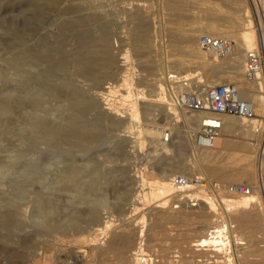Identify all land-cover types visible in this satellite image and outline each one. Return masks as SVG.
<instances>
[{
	"label": "bare ground",
	"instance_id": "6f19581e",
	"mask_svg": "<svg viewBox=\"0 0 264 264\" xmlns=\"http://www.w3.org/2000/svg\"><path fill=\"white\" fill-rule=\"evenodd\" d=\"M98 1L101 3V0ZM98 1L28 0L29 10L27 8L26 11L30 12L25 11L28 14L26 18L23 16L19 21L16 19L18 23L13 39L16 54L14 53L13 62L10 60L9 63L14 66L15 73L11 75V70V74L7 75L0 66V76L8 82H14L12 86L6 85L4 91H17V96L14 102L1 103L0 112L5 115L12 114L15 110L19 112L13 117L20 115L23 124L29 126L28 134L26 132L24 135L22 130L26 141L41 138L46 141L45 144L49 142L53 147L58 143V147H62V144L76 147L83 141L100 139L104 133L100 120L106 119L104 124H107V128L120 132L116 135L119 147L122 144L118 140L123 143L125 141L130 146L129 152L138 155L147 143L146 138H149L154 143V152L143 157L144 160L150 156L142 169L140 167L135 170L132 177L135 176L134 183L137 186L131 187L130 191L126 187L128 185L122 186L124 191H120L119 201L115 202L117 214L108 207L110 203L103 192L99 191L90 199L92 207L89 209L88 220L86 219L89 221L87 228L82 225L86 213L75 209L70 214L68 212L69 215L60 217L57 216L58 205L53 204V195L56 197V192L67 191V181L79 180L77 171L80 167L82 169L83 164L77 165L76 162L77 166L73 163V166L68 167L64 160H60L58 163L62 165L59 164L54 172L44 171L45 174L41 170L37 171L35 164L26 166L24 172H28L31 178L24 174L26 178L18 181L22 185L29 183L31 186L36 178H41L45 180L43 183L40 179L44 189L33 190L32 184L29 193L25 194L30 205H24L25 207H20L17 203L22 192L15 188L17 192L7 193L8 189L0 190V202L5 200L0 206V219H4L3 222L7 225L15 223L11 233L0 234V253H7L8 264H29L30 260L25 257L35 259L37 263L45 255V251L60 250L59 242L65 240L69 230L75 229L78 232L76 231L77 234L72 239L73 245L69 252L77 260L85 251L80 245L82 240L95 246L104 243L101 242V237H106L111 248L119 246L127 237H133L136 245L131 253L127 250L130 253L128 264H160L161 259L153 257L156 250L159 253L161 250L165 251L162 260L164 264H264V240L250 239V234H245L253 231L254 222L259 229L264 230V195L256 189L248 194H238L219 192L211 188L209 192L200 194L198 206L182 209L170 207L179 191L198 193L187 188H178L172 179L177 174H201L223 184L238 181L256 183L257 147L252 140L260 136L264 125V77L250 82L245 78L244 71L247 53L257 48L260 41H264V0H196L200 4L197 10H193V0H157L158 8L161 11L166 10L164 14H168L161 18L158 25L157 21L152 23L144 15L146 8L151 6L150 0H123L122 10L129 16L124 26L126 43L122 36L112 41L113 29L109 30V19L103 21L101 18L107 12L106 8L103 12L100 8L104 4L99 5ZM110 2L112 1L109 0L107 5ZM201 12L205 16H200ZM200 32L234 40V52L219 58L214 53L203 50L197 41ZM166 35L175 37L166 39ZM127 43L131 44V49L125 48ZM153 50L156 52L154 56L151 54ZM61 73L67 77L59 81L57 77ZM223 82H233L240 95L254 103L255 114L251 117L222 115L223 126L216 138L215 147L197 148L191 138V131L198 127L199 117L176 106L174 95L196 86L204 88L206 85ZM36 91H50L55 97L63 95L68 101H72L74 111L67 116L49 117L42 108L43 96L39 98L37 95L41 93L37 92L36 95ZM71 103L68 105L71 106ZM97 108L99 111L93 114H96L93 119L83 118V111H94ZM161 118L166 119L172 129V138L168 143L163 141L166 123H160ZM234 135L237 138L232 137ZM115 147L118 152L119 149L122 150L118 145ZM261 147H264V136ZM9 157L7 162H12V154ZM153 158L155 160H151ZM24 162L27 163L22 160L19 163ZM3 164L7 169L14 165L10 162ZM123 165L125 167L127 163ZM7 169L5 170H10ZM13 172L12 170L10 174H14ZM29 180H32L31 184ZM16 181L14 182L19 186H15L20 187ZM79 185L71 190L75 189V193L82 197L85 193L79 191V187L83 184ZM1 194L7 195L2 197ZM148 211H153L158 215L157 219L165 223L187 224L185 233H182L184 238L180 234L185 242L175 244L173 236L172 240L171 234L166 233L172 244L165 243L163 239L164 243L162 240V244L158 241L159 247L153 253L147 250L143 226ZM140 223L143 225L136 230L135 226ZM30 226L34 228L30 229ZM214 228L216 233L210 236L209 231ZM158 231L153 234H158ZM178 237L177 240L180 239ZM54 243L57 246H53ZM255 248L262 250V254L255 258L257 261L250 262L254 259L250 251ZM177 251L180 252L179 255L173 253ZM128 252L124 253L127 255ZM167 253H171V256H167ZM56 261L55 264H65L63 259Z\"/></svg>",
	"mask_w": 264,
	"mask_h": 264
},
{
	"label": "rangeland",
	"instance_id": "374dc122",
	"mask_svg": "<svg viewBox=\"0 0 264 264\" xmlns=\"http://www.w3.org/2000/svg\"><path fill=\"white\" fill-rule=\"evenodd\" d=\"M98 1V0H97ZM105 1V2H104ZM112 2H110L108 5L107 3L109 2V0H101V3L100 1H98V4L99 5H102L104 4L103 6H101V10H103V12H105V14H102L101 15V18L103 21H105V19H109V30L113 29L112 32H113V36H112V41H115V39L118 38V36H122L123 39H125L124 43H126L127 39L125 37L126 35V27L125 24L127 23V19L129 18V16L127 15V13L125 11L122 10V5H123V0H110ZM194 3L192 5V7L194 6L193 10H197V7L200 5L199 3H196V0H193ZM249 1V0H248ZM151 2V8L148 7L146 8L147 10L144 11V15H145V18L147 17L148 20H151L152 23L153 21H157V25L159 24L158 22L161 20V18L165 17L167 11L164 10V11H161L159 8H158V1L157 0H150ZM201 2V1H200ZM28 0H0V66L3 67L4 69V72L8 75V74H11L13 75V73H15V68L12 64H9L11 62H13L14 58H15V43L13 44V42H15V40L13 41L14 36V32H15V29H16V25H17V21L16 19H18V21L20 20V18H22L23 16H26L29 13L30 11L29 8H28ZM117 6H116V4ZM153 3V4H152ZM199 4V5H198ZM112 7H111V6ZM115 5V6H113ZM108 6V7H107ZM110 6V7H109ZM28 8V10L26 11V9ZM106 8V10H105ZM157 8V9H156ZM109 12H108V10ZM150 9V10H149ZM20 12H19V11ZM105 10V11H104ZM121 10V11H120ZM26 11V12H25ZM166 11V12H165ZM25 12V14H23ZM112 12V13H111ZM114 12V13H113ZM149 12V13H148ZM146 13V14H145ZM160 13V14H159ZM163 14V15H162ZM105 15V17L103 16ZM110 15V16H109ZM209 15V14H208ZM168 16V14L166 15ZM200 16H205L204 14L202 15V12L200 13ZM207 16V15H206ZM18 17V18H17ZM128 17V18H127ZM158 17V18H157ZM127 18V19H126ZM154 18V19H153ZM127 20V21H126ZM126 21V22H124ZM16 23V24H15ZM123 25V26H122ZM112 27V28H111ZM117 29V30H116ZM115 30V31H114ZM116 32V33H115ZM119 32V33H118ZM202 33V32H200ZM124 35V36H123ZM173 38L175 36L173 35H166V39L168 38ZM115 38V39H114ZM12 39V40H11ZM183 44V43H182ZM13 45V46H12ZM129 47L130 49L132 48L131 44L130 43H127L125 45V48ZM168 49V48H167ZM158 51L161 52V49L158 48ZM177 50H175L176 52ZM154 52V53H153ZM158 52V53H159ZM181 52V51H180ZM15 53V54H14ZM155 51L153 50L152 51V56L155 55ZM14 54V55H13ZM6 58V59H5ZM220 58V57H219ZM13 59V60H12ZM11 60V62H10ZM3 61V62H2ZM5 67V68H4ZM7 68V69H6ZM12 68V69H11ZM9 70V71H8ZM12 70V72H11ZM11 72V73H9ZM64 77H67V75L65 76L63 73H61L59 75V77H57V79L60 81L61 78H64ZM57 80V81H58ZM7 82V83H6ZM12 83V84H11ZM14 84L13 81H7L6 79H4L3 76H0V110H1V106L3 103H5V101L7 102H14L15 99H16V96H17V91H4V88L6 87V85L8 86H12ZM3 87V89H2ZM37 92L41 93V97L39 95H37ZM47 92V93H46ZM50 91H36V95L39 97V98H42V108L45 109V112H47L46 114H48L49 117L53 118V117H61L60 115H69L70 112H73V108H72V101H68V99H66V97H64L63 95L60 96H53L52 94L49 93ZM49 93V94H48ZM12 94V95H11ZM43 94V95H42ZM47 95V96H46ZM51 96V97H49ZM54 99H53V97ZM47 97V98H46ZM3 99V100H2ZM9 99V100H8ZM52 99V100H51ZM60 99V100H59ZM2 103V104H1ZM46 103V104H45ZM67 103V104H66ZM71 103V106L68 105ZM46 106H45V105ZM48 104V105H47ZM51 106V107H50ZM47 107V108H46ZM74 107V106H73ZM52 110V111H51ZM17 110L14 111V113L12 114H2V112H0V186L2 185L1 183L5 184V188H2L4 186H1L0 187V190H7V193L8 192H14V191H18V192H22V193H18L20 198H18L17 200V203H19V206L20 207H25L26 205H30V202H28V199H27V195L25 194H28V190L31 188L32 184V188L31 189H35V190H40L41 188H43L44 184H42L43 180L44 179H41V178H36L35 181H33V183L29 180L30 185H28L29 183H27L26 185L28 186V188L26 189L23 183V185L20 183V181H22L23 179L26 178V176L28 178H31L30 176H28V172H24V169L26 168V166H29L31 164H35V166L37 167V171H40L42 172L43 174H45L44 171H46V173L48 172H54L61 164V163H58L60 160H64L68 167L70 166H77V165H81L83 164V167L81 169H78V174L80 176L79 180L78 181H67V184H66V188H67V191H65L64 193L63 192H56L55 195L56 197L53 195V204L54 205H58V211H57V216H60V217H64L63 215H69L70 213L74 212L75 211H78L80 213L83 212L86 213V215H84V221L86 222H83L82 225H84V228H87L88 225H89V221L87 222V218L89 216V213H90V208L92 207L91 205V201L90 199L94 198L98 193L99 191L100 192H103L105 195H106V199H108L107 201L110 203L108 205V207L110 208V210H114L115 211V214L118 213V211H116V207H115V202H118L119 201V196L121 192L124 191V187L122 186H126L127 189H129V191L131 190V187H135L137 186V183H134L135 182V176L134 178L132 177L133 174H135V170L139 169H142L144 167V163L148 160V158H150V156L146 159L143 160V157L145 158L149 152H154V143H152L151 141H149V138H146V145L144 146L143 150L142 151H139L138 155L136 153H133V152H129V149H130V146L129 144L127 145V143L124 141V143L122 141H119L118 142L120 143V145L122 144V146H120L122 148V150L120 151L119 149V152L117 151L116 149V145H118L119 147V144H117V134L120 133L118 130H110L111 128H107V124H104L105 120L106 119H101L100 120V124L102 126V130H103V134L101 136L100 139L96 140V141H92V142H88V141H83L81 142L80 144H78V146L76 147H72V145L70 144H62L60 146L62 147H58L59 143L57 145H53L50 144L49 145V142L47 144L46 141L42 140L41 138H36L35 140L33 139L32 140H29L26 141L25 138H24V135H26V132L27 134L29 133V126H25V124H23V121L21 120L22 118H19L20 115H17V116H14L13 115H16V114H19V112L17 113L16 112ZM51 111V112H50ZM68 111V113L66 112ZM83 111V118L84 119H89L91 120V118L93 119L95 115H93L94 113H96V111H99V108H97L96 110H89V111ZM44 112V111H43ZM54 112V113H53ZM62 112V114L60 113ZM91 112V114H90ZM66 113V114H65ZM54 114V115H53ZM4 115V116H3ZM12 115V116H11ZM87 115V116H86ZM62 116V117H64ZM13 117V118H12ZM16 117V118H15ZM18 117V118H17ZM12 118V119H11ZM15 118V119H14ZM19 121H18V120ZM2 120V121H1ZM4 121V122H3ZM18 121V122H17ZM22 123H21V122ZM107 121V120H106ZM3 122V123H2ZM160 123H166V126H165V129L167 127H171L169 123H167V120L164 119V118H161L159 120ZM5 123V125H4ZM22 125H21V124ZM106 123V122H105ZM6 124H9L8 126ZM12 126H11V125ZM264 124V123H263ZM2 126V127H1ZM26 128H24V127ZM105 126V127H104ZM28 128V129H27ZM6 129V130H5ZM27 129V130H25ZM25 133H23L22 132ZM114 131V132H113ZM118 132V133H117ZM13 133V134H12ZM115 133V134H114ZM261 134H259L260 136H257V139H254L252 140L254 142V145L255 147H257V151H256V164H257V159L259 157V154H260V151H261V145L263 144V136H264V125L262 127V130L260 132ZM22 134H24L22 136ZM19 136V137H18ZM221 136V135H220ZM234 138H237L236 135L232 136ZM14 138V139H13ZM17 138H19L18 141ZM23 142H22V140ZM39 139V140H38ZM262 139V140H261ZM25 140V142H24ZM37 140V142H36ZM42 140V141H41ZM111 141V142H110ZM29 142V143H28ZM35 142V143H33ZM41 142V143H40ZM21 143H24L23 145ZM37 143V144H36ZM115 143V144H113ZM31 144V145H30ZM19 145H20V148H19ZM80 145V146H79ZM27 146V147H26ZM57 148H56V147ZM68 146H71V147H68ZM113 146V147H112ZM18 147V148H17ZM34 147V148H33ZM43 147V148H42ZM52 147V148H51ZM80 147V148H79ZM119 147V148H120ZM125 147V148H124ZM21 148H24V149H21ZM30 148V149H29ZM41 149L39 151V149ZM70 148H72L71 150H69ZM149 148V149H148ZM16 152H14L15 150ZM26 149V150H25ZM38 149V150H37ZM68 149V150H67ZM75 149V151L73 150ZM43 150V151H42ZM46 150V151H45ZM58 150V151H57ZM13 151V152H12ZM36 151H39V152H43L45 151V153H37ZM57 151V152H56ZM114 152V153H113ZM16 155H15V154ZM23 155H22V154ZM65 153V154H64ZM132 153V154H131ZM9 154V155H8ZM12 154L13 157L12 158V162L9 161L10 160V155ZM39 154V155H38ZM134 154V155H133ZM146 154V155H145ZM27 155V156H26ZM46 155V156H45ZM63 155V156H62ZM122 155V156H121ZM137 155V156H136ZM18 156V157H16ZM48 156V157H47ZM131 156V157H130ZM134 156V157H133ZM23 157V158H22ZM25 157V159H24ZM39 157V158H38ZM41 157V158H40ZM7 158L9 159L8 161L14 165H11L8 167V169H10L9 171H6L5 169L6 166H4L3 163H9L7 162ZM59 158V159H58ZM126 158V159H125ZM20 159V160H19ZM27 159V160H26ZM30 161H29V160ZM31 159H32V162H31ZM48 159V160H46ZM51 161H50V160ZM4 160L6 162H4ZM14 160V161H13ZM17 160H19V162L22 161H26L27 163L25 164H22V163H19ZM151 160H155V158L151 159ZM17 161V162H16ZM122 161V162H121ZM3 162V163H2ZM29 162V163H28ZM76 162H77V165H76ZM134 162V163H133ZM137 162V163H136ZM18 163V164H17ZM52 163V164H51ZM74 163V164H73ZM125 167H123L124 165L123 164H126ZM143 163V164H142ZM2 164V165H1ZM28 164V165H27ZM58 164V165H57ZM84 164L86 165L84 167ZM136 164V165H135ZM18 165V166H16ZM21 165V166H19ZM24 167H23V166ZM62 165V164H61ZM42 168H40V167ZM136 166V167H135ZM143 166V167H142ZM150 166V165H149ZM18 167V168H17ZM121 167V168H120ZM3 168V169H2ZM40 168V169H39ZM125 170H123V169ZM135 168V169H134ZM7 169V170H8ZM23 169V171H22ZM12 170L14 171L13 173L14 174H10L12 172ZM15 170H16V173H15ZM43 170V171H42ZM155 170L158 172L159 169L155 168ZM6 174H3L5 173ZM24 172V173H23ZM137 172V171H136ZM23 173V174H22ZM3 174V175H2ZM9 176H8V175ZM24 174L26 176H24ZM6 175V176H5ZM12 175V176H11ZM14 175V176H13ZM111 176V177H110ZM6 177V179H4ZM24 177V178H23ZM15 179L20 180L18 181V183L20 184V187H17L19 185H17L14 181H16ZM33 179V178H32ZM41 179V181H40ZM34 180V179H33ZM49 180V179H48ZM133 180V181H132ZM16 181V182H17ZM14 182V183H13ZM40 182V183H39ZM45 182V180H44ZM43 182V183H44ZM47 182V181H46ZM78 182V183H77ZM120 182V183H119ZM130 182V183H129ZM238 182H245V181H238ZM7 183V184H6ZM13 183V184H12ZM81 183V184H80ZM122 183V184H121ZM126 183V184H124ZM134 183V184H133ZM229 183H232V182H229ZM248 183V182H247ZM40 186H38V185ZM76 184V185H75ZM80 184V185H79ZM83 184V186H82ZM85 184V185H84ZM94 187H92L91 185ZM224 184H228L227 183H224ZM8 185V186H7ZM17 185V186H15ZM37 187H36V186ZM75 185V186H74ZM79 185V186H82L81 188L79 187V191L85 193L84 196L80 197L79 195H77L75 192V189L74 190H71V188L75 187ZM91 187H89V186ZM26 186V187H27ZM30 186V187H29ZM72 186V187H71ZM12 187V188H11ZM35 187V188H34ZM40 187V188H39ZM99 187V188H98ZM121 187V188H120ZM14 188L16 190H14ZM19 188V189H17ZM91 188V189H90ZM93 188V189H92ZM13 189V190H12ZM78 189V188H77ZM82 189V190H80ZM84 189V190H83ZM123 190V191H122ZM126 190V188H125ZM16 191V192H17ZM121 191V192H120ZM133 191V190H132ZM131 191V193H133ZM3 195V194H1ZM5 195V194H4ZM2 196V197H5V196ZM76 195V196H75ZM119 195V196H118ZM78 196V197H77ZM66 197V198H65ZM81 199H80V198ZM26 198V199H25ZM78 198V199H77ZM89 198V199H88ZM133 198V197H132ZM73 199V200H72ZM80 199V201H78ZM118 200V201H116ZM21 201V202H19ZM23 201V202H22ZM29 203H27V202ZM113 201V202H112ZM3 203H5V200H2ZM0 202V206H1V203ZM27 203V204H26ZM84 203V205H83ZM114 203V204H113ZM73 204V205H72ZM25 205V206H24ZM263 214H264V201H263ZM72 207V208H71ZM172 207V205L170 206ZM70 208V210H69ZM173 208V207H172ZM188 208V207H187ZM67 209V211L65 210ZM79 209V210H78ZM182 209V208H181ZM84 210V211H83ZM102 211H105V210H102ZM251 211V210H249ZM69 212V214H68ZM248 212V211H247ZM60 213V214H58ZM153 214V215H152ZM0 218H2L0 216ZM158 218V215L153 213V211H148L147 212V215H146V222L144 223V226L143 228L145 229V233H146V236L144 237L145 238V242H146V247H147V250L149 249L150 252L153 253L154 249L159 247V244L157 243H160L161 240L162 242L164 243H168V244H172V236L173 238L175 239L173 242L176 244V242H185L184 240L185 239H182V237L184 238V231L187 229L186 225L185 224H181V223H177V222H173V223H165L163 221H160L157 219ZM87 219V220H86ZM4 219H0V234H3V233H11V230L14 229V222H12L10 225V223H8V225L6 223L3 222ZM258 222V221H257ZM261 222V221H260ZM264 222V221H263ZM14 223V224H13ZM256 223V222H254ZM252 225V230L253 231H248L246 232L245 234L246 235H249L250 239H261V240H264V235L262 236L264 230L261 228L259 229L258 226H257V223ZM141 224V223H140ZM137 225L135 226L136 230L139 229L140 226H142L143 224L141 225ZM259 225V224H258ZM132 227H134L133 225H131ZM7 227V228H6ZM168 227V228H167ZM31 228H34V226H30V229ZM258 230H257V229ZM159 230L158 234L154 235L153 233L154 232H157V230ZM171 229V230H170ZM2 230V231H1ZM5 230V231H4ZM10 230V232H9ZM169 230V232H168ZM76 231L78 232V230H75V229H72V230H69L68 234H66V238H65V242H59L61 244L60 246V250H50V251H45L44 252V256L40 259H38L37 263H36V260L35 259H32L31 257L27 258L25 257V259H29L30 263L29 264H54L57 262L56 260L60 259L65 262V264H96L99 259H102L100 261H98L97 264H128V262L130 260L129 257H130V253H131V249L135 247V241H133V237H127V239L122 242L124 243V245L122 243L119 244V246H115V247H118V248H115V247H109L108 245V238L104 237L102 238L101 237V242L103 241L104 243H101V244H97V245H92L84 240H82V242L80 241V245L82 246L81 248L83 250H85L82 255L79 257V259L77 260L73 255L70 254L69 252V249L72 247L73 245V242H72V239L74 237L76 233ZM163 231V232H162ZM166 231V232H165ZM257 233H256V232ZM262 231V232H261ZM172 232H173V235H172ZM166 233L168 235L171 234L170 239L169 236H166ZM176 233H177V236L180 237V234H182L180 237V241L176 239ZM253 233V234H251ZM258 236H257V235ZM256 235V236H255ZM175 236V237H174ZM253 236V237H252ZM147 237V239H146ZM166 237V238H164ZM178 237V238H179ZM248 238V236H246ZM132 239V240H131ZM152 239V240H151ZM163 239H165L163 241ZM249 239V238H248ZM84 241V242H83ZM160 241V242H158ZM168 241V242H167ZM156 242V243H155ZM162 242L160 244H162ZM71 245H70V244ZM88 243V244H87ZM132 245H131V244ZM177 243V244H178ZM55 244V245H54ZM53 246H57L56 243H54ZM67 244V245H66ZM104 244V245H103ZM155 244H157V246H154ZM185 244V243H184ZM100 245V246H99ZM121 245V246H120ZM125 245H128V246H125ZM179 245V244H178ZM63 246V247H62ZM87 246V247H86ZM102 246V247H101ZM107 246V247H105ZM132 246V247H131ZM96 247V249L94 248ZM131 247V248H129ZM179 247V246H177ZM177 247H175L177 249ZM68 248V249H67ZM99 248V249H98ZM101 248V249H100ZM104 248V250H102ZM108 248V249H106ZM126 248V249H125ZM66 249V250H65ZM94 249V250H93ZM121 249V250H120ZM174 249V248H172ZM91 250V251H90ZM107 250V251H106ZM110 250V251H109ZM115 250V251H114ZM120 250V252H119ZM125 250V251H124ZM130 252H128V251ZM260 249H253L251 250V256L254 258L253 260H251L250 262H255L257 261L255 258H257L258 256H260L262 254V250ZM99 251V252H97ZM122 251V252H121ZM160 251V250H159ZM56 252V253H55ZM93 252V253H92ZM124 252H128L127 255L126 253ZM55 253V254H54ZM90 253V254H89ZM92 253V254H91ZM95 253V254H94ZM98 253V254H97ZM125 256H123V254ZM161 253V254H160ZM158 252V250H156V252H154L153 254V257L157 258L158 259H161V262H159L160 264H164L162 263V260L164 259V252ZM172 253V252H171ZM171 253L168 254L167 253V256L170 255L171 256ZM174 254H179L180 252L177 251V252H173ZM6 252L4 251H1L0 253V258H1V262L2 264L7 263V259H6ZM46 254H47V257H46ZM120 254V255H118ZM164 254V255H163ZM49 255H50V259H49ZM68 255V257H67ZM90 255L91 258H90ZM103 255V256H102ZM58 257L57 259L55 258ZM105 256V257H104ZM128 256V257H127ZM89 257V258H88ZM113 257V258H111ZM116 259H115V258ZM124 257V258H123ZM97 258V259H96ZM126 258V259H125ZM174 257H170V259H173ZM177 259H179V257H175ZM181 258V257H180ZM95 261H94V260ZM106 259V260H105ZM108 259V260H107ZM110 259V260H109ZM115 259V262L113 261ZM118 259H120L118 261ZM6 260V261H5ZM41 260V261H40ZM54 260V261H53ZM88 260V262H87ZM93 260V261H92ZM77 261V262H75ZM103 261V262H102ZM108 261V262H107ZM182 261V260H181ZM67 262V263H66ZM86 262V263H85ZM94 262V263H93ZM100 262V263H99ZM117 262V263H116ZM122 262V263H121ZM158 263V261H157ZM193 264H198L197 262L196 263H193ZM202 264V263H201ZM213 264V263H212Z\"/></svg>",
	"mask_w": 264,
	"mask_h": 264
},
{
	"label": "built area",
	"instance_id": "2783aa9c",
	"mask_svg": "<svg viewBox=\"0 0 264 264\" xmlns=\"http://www.w3.org/2000/svg\"><path fill=\"white\" fill-rule=\"evenodd\" d=\"M197 41L200 48L214 53L217 57L230 55L235 50V41L227 37L201 33ZM244 76L250 82L259 81L264 77L263 40L260 41L257 48L247 53ZM174 103L180 109L198 115V127L191 131V138L195 146L200 149L215 147L216 138L223 126L222 115L251 117L255 114L254 103L249 99L243 98L233 82L206 85L204 88L196 86L183 90L174 95ZM164 130L163 141L168 143L172 138V129L167 127ZM260 149L256 164L255 184L247 182L223 184L201 174L191 176L177 174L172 179L178 188H187V190L197 191L199 194L191 191L186 192L185 190L179 191V195L172 202V207L180 209L198 206L200 194L209 192L211 188L219 192L227 191L238 194H248L256 189L261 195H264V147ZM214 233H216L215 228L209 231L210 236Z\"/></svg>",
	"mask_w": 264,
	"mask_h": 264
}]
</instances>
